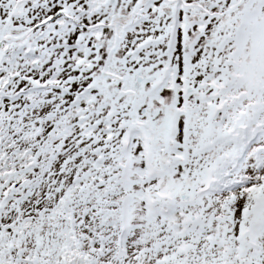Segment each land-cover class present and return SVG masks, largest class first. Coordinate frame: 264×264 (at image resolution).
Here are the masks:
<instances>
[{
    "label": "snow or ice",
    "instance_id": "obj_1",
    "mask_svg": "<svg viewBox=\"0 0 264 264\" xmlns=\"http://www.w3.org/2000/svg\"><path fill=\"white\" fill-rule=\"evenodd\" d=\"M0 264H264V0H0Z\"/></svg>",
    "mask_w": 264,
    "mask_h": 264
}]
</instances>
